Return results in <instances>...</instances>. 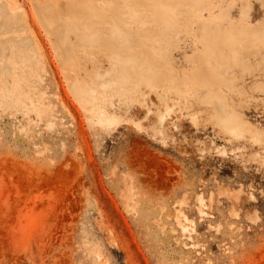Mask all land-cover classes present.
Listing matches in <instances>:
<instances>
[{
    "label": "rangeland",
    "instance_id": "374dc122",
    "mask_svg": "<svg viewBox=\"0 0 264 264\" xmlns=\"http://www.w3.org/2000/svg\"><path fill=\"white\" fill-rule=\"evenodd\" d=\"M0 6V264H264V0Z\"/></svg>",
    "mask_w": 264,
    "mask_h": 264
},
{
    "label": "bare ground",
    "instance_id": "6f19581e",
    "mask_svg": "<svg viewBox=\"0 0 264 264\" xmlns=\"http://www.w3.org/2000/svg\"><path fill=\"white\" fill-rule=\"evenodd\" d=\"M76 7H77V6H76ZM54 8H55V7H54ZM61 8H62V7H61ZM65 9H66V7H65ZM48 10H49V9H48ZM75 10H76V9H75ZM52 11H54V10H52ZM57 11H59V10H56V12H57ZM62 11H63V14L60 15V17H62V18H64V17L70 18L69 16H71V15H70L71 13H66L67 10H64V9H63ZM3 12H5V9L2 8V7L0 6V13L3 14ZM50 12H51V11H49V13H50ZM56 12H55V13H56ZM57 13H58V12H57ZM72 14H73V13H72ZM13 15H14V14H13ZM118 15H121V14H120V11H119ZM3 16H4V14H3ZM3 16H2V17H3ZM62 18H61V19H62ZM73 19H74V18H73ZM119 19H120V16H119ZM1 20H2V19H1ZM1 20H0V21H1ZM1 22H2V21H1ZM5 23H8V22L5 21ZM0 24H1V23H0ZM2 25H3V24H2ZM11 25H13V24H11ZM1 27H3V26H1ZM3 28H4V27H3ZM0 29H2V28H0ZM9 39H10V38H9ZM17 40H18V38H17ZM9 41H10V40H9ZM5 43H6V42H5ZM1 44H2V43H1ZM15 46H16V44H15ZM20 46L22 47V45H20ZM13 47H14V45H13ZM13 47H12V48H13ZM2 49H4V47H3ZM4 55H5V53H4ZM69 60H71V59L69 58ZM72 61H73V60H72ZM68 63H69V61H68ZM151 80H152V78H150V81H151ZM180 91H181V90H180ZM216 91H217V90H216ZM219 94H220V93H219ZM82 96H84V95H82ZM215 97H216V96H215ZM81 98H82V97H81ZM227 109H228V108H227ZM225 110H226V109H225ZM226 112H227V110H226ZM235 112H236V111H235ZM164 113H165V112H164ZM164 113H163V114H164ZM168 113H169V111H168ZM168 113H167V114H168ZM223 113H224V111H223ZM167 114H166V115H167ZM229 114H230V113H229ZM221 115H222V114H221ZM225 115L229 118L228 114L225 113ZM164 116H165V115H164ZM218 117H219V116H218ZM219 118H220V117H219ZM225 118H226V117H225ZM225 118H224V119H225ZM231 118H232V117H231ZM221 119H222V118H220V121H221ZM234 119H235V117H234ZM236 119H238L237 116H236ZM111 120H112V119H111ZM111 120H110V121H111ZM114 120H115V119H114ZM114 120H112V121H114ZM161 120H162V119H161ZM230 120H232V119H230ZM227 121H228V120H226V122H227ZM239 121H240V120H239ZM231 122L233 123V120H232ZM107 123H109V122H107ZM236 124H237V126H239V128H240L241 126H242V127L244 126L243 124H241V122H240V123L237 122ZM246 124H247V123H246ZM233 125H234V124H233ZM160 126H161V125H160ZM246 126H247V127H246V130H247L248 132H253V131H251V130L254 129V127L251 129V127H250L249 125H246ZM234 128H236V127H233V129H234ZM244 128H245V126H244ZM242 129H243V128L239 129V131L242 130ZM239 131H238V133H240ZM255 131L257 132V130H255ZM235 132H237V131H235ZM253 133H254V132H253ZM257 133H259V132H257ZM240 134H241V133H240ZM260 134L262 135L261 132H260ZM252 135H253V134H252ZM254 135H255V134H254ZM158 184H159V183H158ZM160 185H161V184H160Z\"/></svg>",
    "mask_w": 264,
    "mask_h": 264
}]
</instances>
